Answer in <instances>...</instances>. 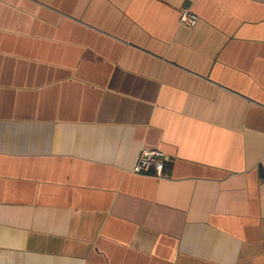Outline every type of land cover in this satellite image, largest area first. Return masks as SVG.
Returning a JSON list of instances; mask_svg holds the SVG:
<instances>
[{
	"label": "crops",
	"instance_id": "0c3cea01",
	"mask_svg": "<svg viewBox=\"0 0 264 264\" xmlns=\"http://www.w3.org/2000/svg\"><path fill=\"white\" fill-rule=\"evenodd\" d=\"M0 264H264V0H0Z\"/></svg>",
	"mask_w": 264,
	"mask_h": 264
},
{
	"label": "built area",
	"instance_id": "2783aa9c",
	"mask_svg": "<svg viewBox=\"0 0 264 264\" xmlns=\"http://www.w3.org/2000/svg\"><path fill=\"white\" fill-rule=\"evenodd\" d=\"M198 20L190 8L184 7L180 13V22L186 26H193ZM164 168V153L156 148H141L136 157L133 171L143 174L161 176Z\"/></svg>",
	"mask_w": 264,
	"mask_h": 264
}]
</instances>
